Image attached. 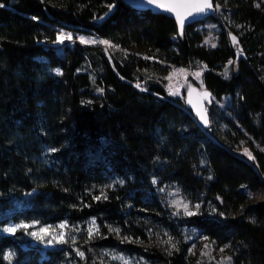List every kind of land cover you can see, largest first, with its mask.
<instances>
[{
	"label": "trees",
	"instance_id": "trees-1",
	"mask_svg": "<svg viewBox=\"0 0 264 264\" xmlns=\"http://www.w3.org/2000/svg\"><path fill=\"white\" fill-rule=\"evenodd\" d=\"M212 2L179 31L126 0H0V264H264V0ZM172 67L202 68L207 128Z\"/></svg>",
	"mask_w": 264,
	"mask_h": 264
},
{
	"label": "water",
	"instance_id": "water-1",
	"mask_svg": "<svg viewBox=\"0 0 264 264\" xmlns=\"http://www.w3.org/2000/svg\"><path fill=\"white\" fill-rule=\"evenodd\" d=\"M126 1L135 9H138V10H147L148 9L155 14H165V15L169 16L176 23L178 30L179 31L183 30V29L181 30V28L177 22L176 13L174 11H167L164 8L158 7L156 3H150L149 0H126ZM160 2L167 3V2H169V0H160ZM212 4H213V2H212ZM213 6H214V4H213ZM177 11H180L181 14H184L186 12V9L178 8ZM214 13H215V7L212 10H207L204 13L193 12V14L190 16L186 15L183 28L190 23L202 21V20L206 19L207 17H209L210 15H213ZM233 36H235V35L231 32L230 33L231 41H232ZM236 40L238 41L237 37H236ZM232 44H233L234 49L237 52V54L242 55V52L240 51V49L238 47V43L234 44L232 41ZM206 92L210 93L206 88L199 90L196 86H190L187 89V91L185 92V107L189 111H191L192 115L194 116V118L196 119V121L198 122V124L202 128H207L210 124L208 112L206 109V102L210 100L211 93H210V96L205 97L204 93H206ZM189 101H191V103H189ZM205 113H206V116L208 119L207 125L203 122V120H201V115H203ZM35 192H37V190H31V193H35Z\"/></svg>",
	"mask_w": 264,
	"mask_h": 264
},
{
	"label": "rangeland",
	"instance_id": "rangeland-1",
	"mask_svg": "<svg viewBox=\"0 0 264 264\" xmlns=\"http://www.w3.org/2000/svg\"><path fill=\"white\" fill-rule=\"evenodd\" d=\"M71 36V39H68V36ZM74 39H80L84 42L91 43L93 39L90 36L80 35L73 36L69 33L61 32L58 35L56 44L61 43L62 41H73ZM104 47L110 46L109 44H104ZM112 47V46H111ZM114 47L111 48V50ZM183 69V71H180ZM200 73L199 77L195 74ZM202 68L197 69H188L184 67H172L171 70L165 75V91L171 97H181L185 98V92L190 86H196L199 90H202ZM171 93H176V95H172ZM184 93V95H183ZM255 198L264 197V191H257L253 194Z\"/></svg>",
	"mask_w": 264,
	"mask_h": 264
},
{
	"label": "snow or ice",
	"instance_id": "snow-or-ice-1",
	"mask_svg": "<svg viewBox=\"0 0 264 264\" xmlns=\"http://www.w3.org/2000/svg\"><path fill=\"white\" fill-rule=\"evenodd\" d=\"M149 2L150 3H156L158 7L164 8L167 11H174L176 13L177 22H178L181 30L183 29L186 15L190 16L193 14V12L204 13L207 10H212L214 8V6L212 4V0H169V2H167V3H162V2H160V0H149ZM0 7H3V5H0ZM178 8H184V9H186V12L184 14H181L180 11H177ZM215 8L218 9L219 5H215ZM67 38L71 39V36L69 35ZM232 41L234 44L238 43L235 36L232 37ZM82 42H84V41L82 40ZM101 43L107 44L108 41H101ZM212 46L215 47V45H212ZM229 63L231 64L232 61H229ZM180 71H183V69H181ZM195 75L197 77H199L200 73H196ZM225 75H227V73H225ZM137 87H140V85L137 84ZM100 91H103V90L101 89ZM171 94L176 95V93H171ZM204 95H205V97H207V96H210V93L206 92V93H204ZM189 103H191V101H189ZM201 120H203V122L206 125L208 124V119H207L206 113L201 115ZM245 152L251 158V154L248 153L247 150H245ZM96 199H99V197H96ZM184 207L186 209L187 205H184ZM197 207H199V205H197ZM187 214L192 215L193 213L188 212ZM92 223L95 224V221H93ZM21 226L28 227L27 225H21ZM61 227H63V225H61ZM6 231L14 232L15 228H9V229H6ZM41 231H46V230L41 229ZM114 231L118 232L119 229H114ZM32 235H36V233H32ZM91 235H92V229L90 228L89 229V237L90 238H91ZM49 243H51V241H49ZM78 255L83 257L84 253L78 252ZM228 259H230V257ZM125 264H127V262H125Z\"/></svg>",
	"mask_w": 264,
	"mask_h": 264
},
{
	"label": "built area",
	"instance_id": "built-area-1",
	"mask_svg": "<svg viewBox=\"0 0 264 264\" xmlns=\"http://www.w3.org/2000/svg\"><path fill=\"white\" fill-rule=\"evenodd\" d=\"M107 49H109V47H106Z\"/></svg>",
	"mask_w": 264,
	"mask_h": 264
}]
</instances>
